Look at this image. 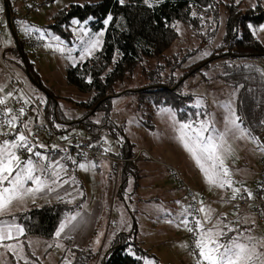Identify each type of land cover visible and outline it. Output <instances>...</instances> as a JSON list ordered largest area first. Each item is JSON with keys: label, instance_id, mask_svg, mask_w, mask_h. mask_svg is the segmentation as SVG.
<instances>
[{"label": "rangeland", "instance_id": "obj_1", "mask_svg": "<svg viewBox=\"0 0 264 264\" xmlns=\"http://www.w3.org/2000/svg\"><path fill=\"white\" fill-rule=\"evenodd\" d=\"M98 2L100 0L13 1L17 15L15 22L19 27L17 36L23 37L25 26L39 30L36 32L41 40V51L33 55L32 75L55 97L59 111L68 120H77L81 116V110L73 103L83 101L85 98L74 87L65 83V70L69 66L85 61L99 50L101 43L90 54L84 52L89 38L96 37L100 32L104 33V29L100 28L96 32H90L88 27L90 18L80 21V24L71 22L69 30L72 39L70 43H65L57 39L48 29H42L41 26H44L47 15L63 10L71 4H96ZM228 2L236 5L240 10L252 8L257 4L264 6V0H238V2L237 0H222L218 9L215 39L220 38L223 34L224 5ZM30 3H34L36 6L29 8L27 18L24 5H30ZM0 8H2V0H0ZM32 19L33 23L31 24ZM104 26L106 25L104 24ZM175 29L177 33L181 34L179 25H176ZM262 29H264V21L251 32L255 38L264 42V30ZM85 32L87 35L84 34ZM102 37H99L101 42ZM179 38H183L179 42L181 52L198 46V43L188 36L186 38L179 36ZM12 44L13 39L5 24L2 12L0 26V89L2 91H0V99H5L3 105L6 115L4 125L6 126H0V144L5 140L12 142L20 132H23L30 140L34 134L33 126L42 123L39 116L28 118L30 115L25 114L24 109L21 114L20 109L22 108L14 106L16 100L24 104L30 103L28 100V96H30L39 101L40 107L43 104L44 94L31 84L25 73L12 65L11 56H6L5 59L1 58L3 51ZM175 49L176 41L163 56H169ZM199 52L203 57L209 51L205 47H200ZM200 54L193 56L192 60L197 59ZM30 55L32 54L28 53V58ZM82 56L83 59H81ZM225 60L223 58L216 59L206 67L192 72L184 79L182 91L195 95L192 106L196 109V115L194 114L195 117L189 124L198 126L200 123H206L209 126V131L204 133L205 137L225 134L227 145L231 146V153H222V155L226 157L224 162L231 174L229 178L232 181V187L246 193L264 170L263 164L260 163L264 159V130L261 134L252 136L240 125L241 129L246 132V135L241 137L240 131L228 123L234 112L236 90L224 86L214 77L219 70V64ZM253 61L264 74V57ZM146 63L148 67L159 64L154 59L148 60ZM148 67L142 65L144 71H147ZM8 73L20 82L22 89L10 86ZM143 74V71L134 69L131 78L115 83L110 91V93H117L111 95V110L108 115V119L115 124L117 129L114 131V135L100 127L96 130V137L91 139L90 135L78 124L69 127L53 124V128L57 131V134H53V136L60 143L83 145L88 142L91 145H99L103 152L102 155L119 159L120 147L124 141H127L130 144L129 150L136 156L135 160L128 161L127 164L118 162L116 166L101 157H97L96 163H94L64 151L60 152L58 158L51 160L49 151L61 148L48 141L44 144L36 142L37 140L33 142V145L38 147L36 152H40L47 158L45 160L37 159L35 163L38 170L35 175H40L42 179L47 178V174L42 173L39 169L59 161V164L64 166V170L59 173L61 179L57 184L52 183V178L48 179V187L54 189L52 191L45 188L44 191L27 195L22 200L13 201L9 209L0 215V226L2 223L17 225L13 215L28 209L31 205L40 207L45 203L57 200L75 205L74 211L67 217L77 213L79 215L75 221L65 227L59 237L56 236V232L60 225L66 222V218L59 224L50 240L28 237L4 241L6 244L11 243L18 247L15 253L0 247V264H24L25 260H27V264H71L74 258L73 249L85 251L88 256V261L85 264H99L111 241L119 234L130 235L133 242L155 256L144 258L142 264H145L146 261H152L154 264V259L156 264H196L192 262L194 259L187 252V228L180 223L187 216L186 187L197 196L199 208L201 207L200 202L203 201L205 207L213 210L212 215L221 211L220 216L208 228L204 229H212L214 232L223 230V224L232 228L229 225V220H239L245 223L249 230L251 227L254 228L244 236H254L257 240L264 239L262 223L257 219V214L244 213L241 216V212L237 214V212H231L225 208L226 199L233 194L231 188L227 186L219 188L206 182L201 168L179 139L178 129L183 122L175 118L171 109L145 108L144 113L148 115L151 127L146 128L140 124L139 117L141 116L140 112L136 110L135 96L129 91H135L147 83ZM226 106H230L231 111ZM8 109L13 111L16 109L20 116L14 122V126L9 125L8 122L16 114L12 115V111L9 113ZM30 109L34 111L35 107H30ZM101 115V112H97L90 119L97 124ZM257 115L258 118L263 119L264 108L260 107ZM25 125H27L26 128ZM40 145L44 147H40ZM20 157L21 160H25L21 155ZM64 159L70 160L72 163L65 165ZM203 162L205 167L211 168L212 161L205 160ZM80 164H84L86 167L82 169L79 167ZM168 168L175 171V179L168 172ZM70 169L73 171L69 175ZM178 179L182 183H178ZM64 180H67L68 183H63ZM4 186L8 187L9 185L5 183ZM25 187H35V185L28 181ZM202 215L205 218L204 213ZM217 220L223 222L221 229L214 228ZM241 239L244 242L243 236Z\"/></svg>", "mask_w": 264, "mask_h": 264}, {"label": "trees", "instance_id": "obj_2", "mask_svg": "<svg viewBox=\"0 0 264 264\" xmlns=\"http://www.w3.org/2000/svg\"><path fill=\"white\" fill-rule=\"evenodd\" d=\"M13 1L4 0L9 10L12 31L28 75L35 83L33 86L46 92L43 104L39 108L53 134H57L53 128V124L57 123L67 127L78 124L91 139L96 137V130L100 127L114 135L117 129L108 119V115L111 110V95L117 93L110 91L115 83L131 78L134 69L143 71V76L147 79L145 85L135 91H129L135 96L141 125L151 127L150 119L144 113L148 107L169 108L178 121L190 123L196 113L192 106L195 95L183 92L184 79L180 80L188 73L190 75L220 58L226 60L219 64V70L214 77L224 86L236 90L234 113L239 117L237 122L252 136L263 132L264 118H258L257 112L260 107L264 108V74L253 60L264 57V42L255 38L251 30L263 23L264 6L257 4L252 8L240 10L236 5L226 3L224 31L217 39L215 38L218 9L222 0H149L148 3L144 0H124L123 3L120 0H100L96 4H71L63 10L47 15L42 29H48L65 43H70L72 39L69 25L73 20L83 21L90 18L88 27L92 33L100 28L104 29L99 50L85 61L69 66L65 70V83L74 87L85 98L83 101L73 103L81 110V116L77 120H68L59 111L55 97L32 75L33 64L28 58L29 52L26 50L24 38L17 36L19 27L15 22L17 15ZM29 8L34 7L25 4L24 12L26 13ZM108 16H111L112 20L104 26V20ZM1 18L2 15L0 26ZM176 25H179V32L182 35L177 33ZM34 32L41 44L37 32ZM179 36L185 38L188 36L196 41L198 46L181 52L179 42L183 38ZM175 41V51L164 57L163 54ZM200 47H205L209 51L206 56H201ZM197 54L200 55L193 61V56ZM1 56L2 59L11 56L12 65L25 73L14 44L5 49ZM151 59L157 60L159 64L148 67L146 62ZM143 64L148 67L147 71L142 68ZM30 107L34 106L29 105ZM34 111L39 116L37 109ZM97 112H101L102 115L95 124L90 117ZM129 147L130 144L124 141L119 151V158L124 159L123 162L126 164L136 158ZM70 149L71 147H67L49 151V154L53 153L51 160L58 158L61 151L72 152ZM75 157L79 158V155L76 154ZM64 162L65 165L72 163L66 159ZM72 171L69 170V175ZM74 207L75 205L57 200L40 207L31 205L28 209L14 214L15 223L24 229L23 235H19L18 238L38 237L50 240L59 224L74 211ZM260 223L264 231V219ZM231 229L236 231L223 228L222 231L226 235L221 237L222 242H227L229 237L241 233L248 234L254 230L253 227L249 230L245 223ZM73 253L71 264H85L88 261L85 251L73 249ZM26 255L30 258L28 253ZM150 257L155 256L133 242L130 235L119 234L113 238L99 264H142L144 258Z\"/></svg>", "mask_w": 264, "mask_h": 264}, {"label": "snow or ice", "instance_id": "obj_3", "mask_svg": "<svg viewBox=\"0 0 264 264\" xmlns=\"http://www.w3.org/2000/svg\"><path fill=\"white\" fill-rule=\"evenodd\" d=\"M120 2L123 3L124 0H120ZM144 2L148 3L149 0H144ZM149 6L151 7V4ZM0 11H3V9L0 8ZM111 20L112 17L108 16L104 20V24L107 25ZM72 23L80 24V21L73 20ZM249 27L251 28L252 25H249ZM24 31L29 33L39 30L25 26ZM84 34L87 35V32ZM103 35L104 33L100 32L96 37H90L87 46L84 48V52L90 54L96 49L101 43L99 37ZM81 59H83V56ZM25 103H28V101H25ZM3 104H5V99H0V105ZM226 107L230 109V106ZM11 111V109H8L9 113ZM23 111V109H20L21 114ZM16 120L17 116H12L8 122L9 125L14 126ZM238 120L239 117L233 112L232 118L228 123L239 130L241 137H243L246 135V132L241 129L240 124L237 122ZM26 127L27 125H25ZM178 131L180 141L192 155L196 164L201 168L206 182L219 188H224L225 186L231 188L233 192L231 199L235 200L236 194L240 192V189L232 187V181L229 178L231 174L227 166H225L224 161L226 157L222 153H231V146L227 145L225 134H218L216 137L212 135L205 137L204 133L209 131V126L206 123H200L198 126L183 123L180 124ZM40 147L44 146L40 145ZM21 148L30 153L28 159L21 160L20 155L17 154L16 150ZM32 156L39 160L47 159L40 152H33V147L23 132H20L12 142L5 140L0 144V215L9 209L13 201L22 200L27 195L44 191L45 188H48L49 191L54 190L48 187V178H52L53 184H57L61 179L59 173L64 170V166L59 164V161L55 162V164H50L46 168L39 169L42 173L47 174V178L42 179L40 175H35L38 169ZM205 160L212 161L211 168L205 167V163L203 162ZM79 167L84 169L86 166L80 164ZM28 181H31L35 187H25ZM5 183L9 186L5 187ZM63 183H68V181L64 180ZM248 196L251 198V193ZM200 203L201 207L198 211L204 213L205 222L212 221L213 210L205 207L203 201ZM78 215L79 213L67 217L66 222L60 225L56 236L59 237L64 232L65 227L72 221H75ZM180 223L189 232L194 231L193 228L188 227L189 221L187 219L181 220ZM222 223L221 220H217L214 228L221 229ZM195 225L196 229H198V238L195 241V248L198 250L199 257L197 264H264V239L257 240L254 236H244L241 233L238 236L229 237L227 242H222L221 237L226 235L222 230L214 232L212 229H204L199 219L195 220ZM223 228H227L228 231H236L235 229L228 228L227 224H223ZM23 233L24 229L18 225L2 223V226H0V247H4L10 252L15 253L18 246L11 243L6 244L4 241L18 239V236L23 235ZM242 236L244 242H242ZM25 264H27V260H25ZM145 264H153V262L146 261Z\"/></svg>", "mask_w": 264, "mask_h": 264}, {"label": "built area", "instance_id": "obj_4", "mask_svg": "<svg viewBox=\"0 0 264 264\" xmlns=\"http://www.w3.org/2000/svg\"><path fill=\"white\" fill-rule=\"evenodd\" d=\"M31 7H35L36 5L34 3H30ZM2 13L0 12V16ZM24 42H25V47L26 50L30 54H35L38 51H40V42L39 39L34 31H31L29 33H24L23 35ZM9 74V83L10 86L13 88L17 89H22V85L20 82L14 78L13 75ZM28 100L30 103L28 105H32L37 109L38 115L42 120L41 124L34 125V134L32 135L31 139L32 141H35V138L40 137V135L43 137L45 142H50L54 144L55 146H58L60 148H67L71 147L72 150H74L76 153H78L79 157L86 159L88 161L96 162L97 157L104 158L108 162L112 163L113 165L118 164V162H123L124 159H116L112 156H107V155H102V149L100 148L99 145H91L88 143H84L83 145H78L75 143H72L71 145H66L63 143H60L57 141L51 129L47 125L46 121L43 119L41 115L40 108L38 106L37 100L33 99L32 97L28 96ZM16 108H26V104L20 102V101H15ZM5 106L0 105V126H6L4 125V120H5V113H4ZM13 111V110H12ZM14 115L16 114L17 118H19L18 111L14 109ZM19 155L22 156V158H26L28 156L27 150L21 148L16 150ZM37 161V159H35ZM260 163L263 164L264 166V159L260 161ZM168 172L172 175V177L175 179L176 174L175 171L171 168H168ZM178 183H182L181 180H177ZM251 193V198H249L248 194ZM186 206H187V216L186 219L189 221L188 227L193 228V232H189L187 230L186 233V238L188 240L187 244V252L190 255L191 258L194 260L192 262L197 264V259L198 257V250L195 248V241L197 240L198 236V229H196L195 225V220L199 219L202 224L203 228H208L212 222L216 220L217 217L220 216L221 211L219 210L216 214L212 215V221L210 222H205V218L202 215L201 212H199V203H198V198L197 196L191 191L188 187H186ZM233 195V194H232ZM232 195H229L228 198L226 199V206L225 208L227 210H230L231 212H237L239 214L241 212V216L245 213H254L257 214V219L262 221L264 219V170L263 173L260 175L259 179L254 183L253 187L247 191L246 193L239 192L236 194V199L233 200L231 199ZM227 219V218H226ZM225 219V220H226ZM240 224L239 220H229V225L233 228L237 227Z\"/></svg>", "mask_w": 264, "mask_h": 264}, {"label": "water", "instance_id": "obj_5", "mask_svg": "<svg viewBox=\"0 0 264 264\" xmlns=\"http://www.w3.org/2000/svg\"><path fill=\"white\" fill-rule=\"evenodd\" d=\"M2 8H3V16H4L5 24H6L7 28H8V31L10 32V35L12 36L13 44H14V46H15V49H17V51H18V53H19V55H20V59H21L23 65H24L25 74H26L27 78L29 79V81H31V84H32V85H35V83L31 80V78H30L29 75H28V72H27V70H26V66H25V63H24V61H23L22 55L20 54V51H19V49H18L17 40H16L15 35L13 34L12 27H11V24H10L9 10H8L7 5H6V3L4 2V0H2ZM190 73H191V72H190ZM188 75H189V73H188L187 75H185L180 81H182L183 79H185ZM180 81H179V82H180ZM39 89H40V88H39ZM40 91H41L44 95H46V92H45L44 90L40 89ZM92 111H93V110H92ZM92 111H91V112H92Z\"/></svg>", "mask_w": 264, "mask_h": 264}, {"label": "crops", "instance_id": "obj_6", "mask_svg": "<svg viewBox=\"0 0 264 264\" xmlns=\"http://www.w3.org/2000/svg\"><path fill=\"white\" fill-rule=\"evenodd\" d=\"M14 8V7H13ZM23 8V7H22ZM22 10V9H21ZM28 12H29V9L26 11V13H25V15H28ZM27 18H28V16H27ZM30 23L32 24L33 23V19L30 21ZM40 51H41V49H40ZM38 53V52H37ZM30 54V53H29ZM34 54H32V55H30L29 56V59H30V61L32 62L33 61V59H34V56H33ZM33 63V62H32ZM5 90V89H4ZM17 101V100H16ZM38 102V106H39V101H37ZM25 110V114H29L30 116L28 117V118H33V117H36L37 115V113H34L35 111H33V110H31L30 108H29V105L28 104H26V108L24 109ZM13 111H12V115H13ZM2 127V126H1ZM37 140V141H36ZM35 141L36 142H39V143H41V144H44L45 143V140L43 139V137L40 135V137H37V138H35ZM29 142H30V144L32 145V147H33V152H36V150L38 149V147L36 146L35 147V145H33V142L34 141H32V139H30L29 140ZM70 150H72V149H70ZM70 154L71 155H78V153H76L74 150H72V152H70ZM52 155H53V153H52ZM52 155H50V157L52 156ZM28 156H30V153H28ZM113 157V156H112ZM32 158H33V160H34V163L36 162L35 161V159H37L36 157H34V156H32ZM80 158V157H79ZM28 159V158H27ZM25 160H26V158H25ZM88 161V160H87ZM95 163V162H94ZM48 179H50V178H48ZM241 224L243 223V222H240ZM244 224V223H243Z\"/></svg>", "mask_w": 264, "mask_h": 264}]
</instances>
